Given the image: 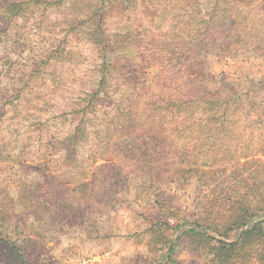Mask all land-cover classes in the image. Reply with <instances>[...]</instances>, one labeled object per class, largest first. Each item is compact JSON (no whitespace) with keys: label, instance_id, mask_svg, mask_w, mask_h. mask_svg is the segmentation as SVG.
<instances>
[{"label":"rangeland","instance_id":"374dc122","mask_svg":"<svg viewBox=\"0 0 264 264\" xmlns=\"http://www.w3.org/2000/svg\"><path fill=\"white\" fill-rule=\"evenodd\" d=\"M13 1L0 264H264V0Z\"/></svg>","mask_w":264,"mask_h":264},{"label":"trees","instance_id":"16d2710c","mask_svg":"<svg viewBox=\"0 0 264 264\" xmlns=\"http://www.w3.org/2000/svg\"><path fill=\"white\" fill-rule=\"evenodd\" d=\"M26 3L24 1H13L11 3H9L8 5H6V12L8 13H13L15 11H17V9H19V6H21L20 4ZM240 33L242 34V31H240ZM202 35V34H200ZM221 35H223V33H221ZM202 38H199V42H201ZM217 40H220V42H222L223 44L227 41V39L223 38V37H214L213 39V43ZM211 42V43H212ZM199 46V44L197 45ZM216 46V45H215ZM226 47V46H225ZM216 48H218V46H216ZM227 52L229 51V49L226 47ZM192 66L193 65H182L180 70L183 73H187V74H191L192 72H189L190 70H192ZM189 72V73H188ZM209 100H202L201 98L195 97V96H191L188 97L186 95H182V97L177 98V101L172 102L173 100H169V99H163L164 96L162 97H158V99H155L151 102H155L153 104H149V106L155 107V106H159L160 102L163 103L164 107L166 110H168L167 108H176L177 109V114H175L173 121H180V120H185L188 119L189 117L192 116L193 112L195 109L199 108L201 109L202 106L204 104H207L208 106L206 107V110H210L212 107H217V105H219V100H213L211 98L214 97V95H208ZM166 101V102H164ZM227 102H225L226 104ZM212 106V107H211ZM211 111H216L215 109H212Z\"/></svg>","mask_w":264,"mask_h":264}]
</instances>
